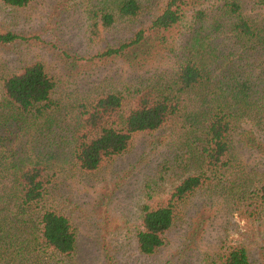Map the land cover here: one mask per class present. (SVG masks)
Masks as SVG:
<instances>
[{"label": "rangeland", "instance_id": "obj_1", "mask_svg": "<svg viewBox=\"0 0 264 264\" xmlns=\"http://www.w3.org/2000/svg\"><path fill=\"white\" fill-rule=\"evenodd\" d=\"M101 2L33 0L23 8L0 2V32L23 38L0 46V75L40 62L57 80L51 95L55 105L39 118L10 113L0 88V147L7 149L9 162L38 165L51 176L53 208L68 215L77 231L72 258L56 256L49 264H217L222 251L234 245L245 248L251 264H264V218L244 206L247 195L264 185V130L254 122L258 77L264 75V0H191L181 19L160 32L149 25L165 0H137L139 16L117 18L91 36L90 12ZM230 2L257 32L254 39L237 37L224 8ZM196 13L202 14L199 20ZM139 30L142 36L134 46L97 57ZM189 53L203 56L210 91L221 94L237 117L228 156L233 180L227 188L215 180L191 196L179 207L163 245L143 255L134 240L140 210L163 202L173 186L200 168L199 123L134 134L125 153L93 174H81L69 161L78 104L99 89L136 88L154 76L171 78ZM228 81L234 88L241 84L245 96L234 99ZM198 104L203 111L204 103ZM228 189L239 192L232 205L224 194Z\"/></svg>", "mask_w": 264, "mask_h": 264}, {"label": "trees", "instance_id": "obj_2", "mask_svg": "<svg viewBox=\"0 0 264 264\" xmlns=\"http://www.w3.org/2000/svg\"><path fill=\"white\" fill-rule=\"evenodd\" d=\"M31 1L0 0L11 8H23ZM112 1L109 6L108 0H102L98 4L100 8L91 10L94 20L89 27L91 36L96 34L98 27L109 28L117 18H136L141 13L142 7L137 0ZM190 1L165 0L149 29L155 32L169 29L181 19L183 9ZM224 8L233 19L237 37L254 39L257 32L242 17L240 7L230 2L225 3ZM201 16V13L195 14L198 20ZM141 36L139 30L127 42L105 49L97 57L117 55L137 44ZM18 40L23 38L0 32V46ZM260 76L254 122L264 130V75ZM209 80L210 73L203 56L189 53L177 65L171 78L154 76L136 88L99 89L78 104L77 129L69 161L81 174H93L101 165L125 153L134 134L157 131L166 124L183 130L186 125L193 127V123H199L202 134L195 133V139L200 144L197 155L200 168L173 186L163 202L141 208L139 228L134 235L140 254L150 255L163 245L164 234L177 218L179 207L196 192L206 189L208 184L213 186L215 180L221 179L224 187L233 180L228 156L237 117L230 111L229 104L219 98L221 94L214 96L210 91ZM230 81L226 83L234 99L237 100V95L245 96L241 84L234 88ZM0 88L3 101L16 116L39 118L55 105L51 95L57 88V80L40 62H33L18 72L0 75ZM199 100L204 103L203 111L196 109L201 104H198ZM200 112H204L203 118ZM5 151L4 146L0 147V264H49L56 256L72 258L77 231L68 215L53 208L49 194L51 176L38 165L9 162ZM237 191L228 189L232 200L224 193L230 205L237 198ZM247 196L246 209L251 208L252 213L263 219L264 185ZM243 199L246 200V196ZM217 264L251 262L245 248L234 245L222 251Z\"/></svg>", "mask_w": 264, "mask_h": 264}]
</instances>
